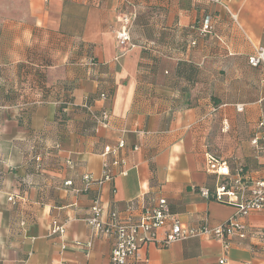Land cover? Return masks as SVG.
<instances>
[{
    "label": "crops",
    "instance_id": "crops-1",
    "mask_svg": "<svg viewBox=\"0 0 264 264\" xmlns=\"http://www.w3.org/2000/svg\"><path fill=\"white\" fill-rule=\"evenodd\" d=\"M221 1L0 0V264H111L112 239L86 223L97 194L104 218L142 197L165 199L188 227L234 217V204L199 189L218 184L206 171L211 152L242 185L264 178V67L248 64L264 41V0ZM125 17L134 47L121 50L115 35ZM47 87L78 99L107 92L94 107H110L111 127L95 130L83 110L45 103ZM107 146L117 153L104 155ZM114 159L115 177L87 189L83 177L101 179ZM242 221L264 230V211ZM54 222L64 236L52 234ZM75 241L90 243L89 254ZM221 258L264 264L251 238L226 250L207 236L148 242L138 264Z\"/></svg>",
    "mask_w": 264,
    "mask_h": 264
},
{
    "label": "built area",
    "instance_id": "built-area-1",
    "mask_svg": "<svg viewBox=\"0 0 264 264\" xmlns=\"http://www.w3.org/2000/svg\"><path fill=\"white\" fill-rule=\"evenodd\" d=\"M215 3L222 4L221 0H214ZM234 18V17H233ZM236 21V18H234ZM123 26L116 32L117 46L124 48L132 45L131 40V26L129 25V18H124ZM204 30L208 32L213 28V23L210 17L205 19ZM252 56L248 58V64L251 67H264V41L263 44L254 50ZM107 94H102L100 100L103 102L109 101ZM40 104H43L41 102ZM69 107L76 108L73 103H68ZM85 109L96 124V129H107L111 127L113 114H111L110 107L106 106L97 110L94 106L87 103L79 106ZM2 109V107H0ZM244 106H237V111L243 112ZM264 129V122L260 124ZM119 149L125 147L126 143L122 139L119 142ZM258 144V139H255L254 145ZM117 153L116 150L107 146L104 155ZM206 171L208 174L216 175L218 184L211 192L207 188H200L199 193L206 200H216L222 203H230L235 205V215L228 222L218 225L210 226L205 220L197 227L185 226L171 214L169 202L165 199L146 200L142 197L138 200L130 201L124 212L118 210L111 211L109 215L104 218L105 212L101 203V197L97 194L92 200L91 215L86 219V223L95 237L102 234L112 239V252L110 254L111 264H138L141 260V249L143 245L152 241H159L164 246L168 247L174 242H183L184 240L198 238V236H207L220 241L226 250H228L233 243V239L243 241L251 238L257 243V248L264 257V230H253L248 228L242 221V218L250 215V213H257L264 211V178L257 181L255 185L247 187L242 185L239 180L232 178V172L229 168L228 162L223 160L215 153L206 154ZM73 165V162H69ZM120 161L114 159L113 162L109 160L104 164L103 177L95 179L91 175L83 177L86 188L96 183L98 187H102L108 181H111L115 174L112 172L113 166H119ZM242 171V170H241ZM238 171V175L241 174ZM125 173V172H123ZM121 173V174H123ZM66 185L71 186L72 182H67ZM17 196L12 195L9 201L15 203ZM25 226V223H22ZM52 234H60L64 236L65 227L54 222ZM162 236V237H161ZM73 245L77 248H86L87 255L90 252L91 244H83L75 241ZM66 250V245L62 246ZM25 264V262L19 263ZM220 264H226V259L221 258Z\"/></svg>",
    "mask_w": 264,
    "mask_h": 264
},
{
    "label": "trees",
    "instance_id": "trees-1",
    "mask_svg": "<svg viewBox=\"0 0 264 264\" xmlns=\"http://www.w3.org/2000/svg\"><path fill=\"white\" fill-rule=\"evenodd\" d=\"M130 34H131V30H130ZM90 62L94 65L98 64V61L96 58H94L93 56H91L90 58ZM53 89V90H52ZM45 92H46V96L43 98L42 101H44L45 103L50 102L51 99H56L58 100V104L61 107V112L63 111L64 108L68 107V103H73L75 104L77 107L75 109H81L79 106H81L84 103H87L88 105H90L91 107L94 106L95 100H99L100 96L102 94H107L106 92H102L99 94V96L97 98H93V97H82L81 99H78V97L75 95V91L72 89H63L62 94L59 93V90H54V88H45ZM109 97V95H108ZM110 98V97H109ZM63 108V109H62ZM85 112V114L88 116L89 120L93 123V128L95 130L96 129V124L94 122V120L91 118V116L86 112L85 109H81ZM213 191V190H212ZM211 191V192H212Z\"/></svg>",
    "mask_w": 264,
    "mask_h": 264
},
{
    "label": "rangeland",
    "instance_id": "rangeland-1",
    "mask_svg": "<svg viewBox=\"0 0 264 264\" xmlns=\"http://www.w3.org/2000/svg\"><path fill=\"white\" fill-rule=\"evenodd\" d=\"M130 20V19H129ZM122 23H123V21H121ZM130 22L131 21H129V24H130ZM121 28H122V26H121ZM119 30H120V28H119ZM118 30V31H119ZM118 31H116V32H118ZM131 48V46H129V45H127V46H125L124 48H119V49H121V50H127V49H130Z\"/></svg>",
    "mask_w": 264,
    "mask_h": 264
}]
</instances>
